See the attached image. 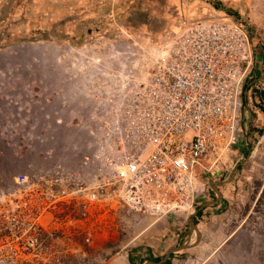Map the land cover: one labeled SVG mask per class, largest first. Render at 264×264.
Segmentation results:
<instances>
[{"label": "rangeland", "instance_id": "obj_1", "mask_svg": "<svg viewBox=\"0 0 264 264\" xmlns=\"http://www.w3.org/2000/svg\"><path fill=\"white\" fill-rule=\"evenodd\" d=\"M211 9L241 15L254 49L234 142H215L187 175L186 186L144 192L137 209L112 191L91 205L63 207L64 235H43L38 255L17 264H104L117 253L146 254L147 249L153 261L161 259L159 254L186 241L188 217L215 200L211 183L223 180H228L219 187L225 204L208 210L219 216H193L198 241L193 234L196 244L173 253L172 264H264V81H258L264 75V0H0V196L10 198L19 174L65 179L58 165L43 176L35 156L47 144L36 137L58 133L39 123L51 112L48 101L59 110L66 89L107 87L112 75L127 103L124 92L134 83L127 88L125 81L145 77L156 57L153 48L190 22L180 25L179 18H207ZM250 10L262 27L250 24ZM95 68L101 69L102 81ZM116 133L107 138L116 142ZM94 175L91 165L84 177L65 183Z\"/></svg>", "mask_w": 264, "mask_h": 264}, {"label": "built area", "instance_id": "obj_2", "mask_svg": "<svg viewBox=\"0 0 264 264\" xmlns=\"http://www.w3.org/2000/svg\"><path fill=\"white\" fill-rule=\"evenodd\" d=\"M250 37L241 15L221 13L185 23L154 48L150 71L127 89L128 123L93 179L66 184L19 174L10 198L0 196V264L29 261L43 235H64L63 207L91 205L112 191L137 209L144 192L186 186L211 145L234 142L242 125Z\"/></svg>", "mask_w": 264, "mask_h": 264}, {"label": "crops", "instance_id": "obj_3", "mask_svg": "<svg viewBox=\"0 0 264 264\" xmlns=\"http://www.w3.org/2000/svg\"><path fill=\"white\" fill-rule=\"evenodd\" d=\"M211 10L209 14L208 12L206 13L207 16L222 13L215 9ZM253 11L250 10L248 15L250 24L255 28H260L262 27L261 20ZM179 20L178 24L180 23L181 25L183 22L196 19L186 18V16L182 15ZM95 74L99 78L97 81H102L100 68H97V70L95 68ZM97 81L95 84H97ZM106 82L107 87L94 86L93 88L66 89L61 94L58 105L59 110L53 108L55 105L52 101L46 103L48 106L52 105L51 112H47L45 114L46 119L39 123H43V127H51L58 133L46 138L42 136L36 137L37 140L47 141L46 146L38 149L35 154L36 160L39 159L37 162L43 165L41 168L44 170L43 176L48 177L45 170L53 169L57 165L60 166L63 173L62 176L66 181L75 177H84L88 167L91 165L94 174H97L102 169L104 159L114 153L112 144H117V141L114 142L113 139L110 141L107 136L110 137V132L118 130L122 123H128V104L123 103V100L118 96L120 89L118 78L111 75ZM132 82L134 81L130 78L125 81L127 88ZM124 93L128 96V92L126 93L125 91ZM46 111H49V109ZM35 122L38 123L37 117ZM53 162L56 163L53 164ZM52 165L55 166L51 168L50 166ZM224 204V200H220L214 205L204 208L200 217H205L204 214L208 215L210 212L211 220L216 219L219 215L208 210H217L222 208ZM140 253L144 252L136 251L132 255H129V253H117L107 259L104 264H146L148 261H153L150 250L147 249L146 254ZM158 256L163 257L162 254ZM168 260L172 264L170 257ZM158 261L154 260L153 262Z\"/></svg>", "mask_w": 264, "mask_h": 264}, {"label": "water", "instance_id": "obj_4", "mask_svg": "<svg viewBox=\"0 0 264 264\" xmlns=\"http://www.w3.org/2000/svg\"><path fill=\"white\" fill-rule=\"evenodd\" d=\"M258 81H264V75H261L258 78ZM230 178H232V177H230ZM227 182H228V180L227 181L223 180L221 182H212L211 187H212V189H214L216 191V194H217L216 198H215V200H213L211 202L204 203V205L211 206V205H214L215 203L219 202L221 200V196H222L221 192L219 191V187L221 185L227 183ZM196 214H197V211H195V213L192 216L188 217V219H187L191 225V231L188 234L186 241L184 243H182L180 246L169 247L160 261H158V262L148 261V262H146V264H163L169 259L171 254L178 252L180 250L192 248L197 243L198 236H199L198 234L195 235V232L197 230V224L192 220L193 216ZM193 234L196 236L195 237L196 243L192 241L193 240Z\"/></svg>", "mask_w": 264, "mask_h": 264}, {"label": "trees", "instance_id": "obj_5", "mask_svg": "<svg viewBox=\"0 0 264 264\" xmlns=\"http://www.w3.org/2000/svg\"><path fill=\"white\" fill-rule=\"evenodd\" d=\"M232 14L238 15L237 13H232ZM260 111H261V113L264 115V108H260ZM259 132L262 133L263 130H259ZM202 210H203V209H202ZM202 210H199V211L197 212V214H196L197 217L201 216V214H202ZM195 223H197V222L195 221ZM172 255H173V254L170 255V258L172 257ZM158 260H160V259L158 258V259H156L155 261H158ZM164 264H170V260H167Z\"/></svg>", "mask_w": 264, "mask_h": 264}, {"label": "bare ground", "instance_id": "obj_6", "mask_svg": "<svg viewBox=\"0 0 264 264\" xmlns=\"http://www.w3.org/2000/svg\"><path fill=\"white\" fill-rule=\"evenodd\" d=\"M153 49H154V48H153ZM192 173H193V171H192L191 173H189V174H192ZM195 234H198V235L201 234V233H200V229H199V224H197V230H196Z\"/></svg>", "mask_w": 264, "mask_h": 264}]
</instances>
